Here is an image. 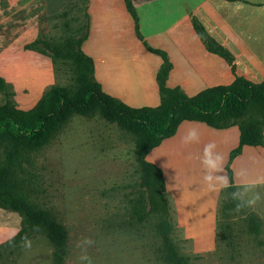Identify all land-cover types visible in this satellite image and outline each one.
<instances>
[{
  "label": "rangeland",
  "instance_id": "1",
  "mask_svg": "<svg viewBox=\"0 0 264 264\" xmlns=\"http://www.w3.org/2000/svg\"><path fill=\"white\" fill-rule=\"evenodd\" d=\"M32 4L21 19L12 17V38L0 37V44L11 40L15 47L19 40L16 28L23 30L28 26L29 35L22 39L24 42H46L47 48L41 43L37 47L49 57L52 52L61 53L50 58L53 85L74 90V68L63 59L62 53L67 42L80 39L85 33L89 37L88 0H78L53 15L42 12L40 0ZM97 24L101 25L96 21V27ZM102 43H105L102 32L95 28L84 46L86 52L95 56L98 75L103 59ZM13 55L18 58L17 52ZM114 56L112 60L117 59ZM144 61L147 67L151 65L149 60ZM12 72V79L17 81L29 69L16 64ZM104 86L115 93L122 87L115 81H108ZM124 88L125 85L121 92L123 98L132 97L137 101L142 96ZM24 91L27 92L26 88ZM5 101L16 108L21 104L12 86L6 96L0 92V105ZM183 152L178 147L174 163L169 159V169L175 179L173 185L192 193L195 202L207 185L202 176L181 177L179 155L184 156ZM136 157L134 135L98 115L71 116L54 138L32 155L31 165L25 170L24 177L29 183L24 191L29 192L39 209L48 212L66 229L63 264H166L158 230L164 219L163 207L154 204L153 191ZM260 190L264 191V186ZM225 196L219 195L210 235L199 232L187 235L185 228L179 226L177 207L168 195L169 221L173 226L171 239L179 254L186 258V264H264V203L239 213L234 207L224 212L221 198ZM191 209V217L201 218L200 205L195 203L188 207V211ZM251 217L260 223L257 231L253 227L255 222L249 221ZM85 238L92 241L91 245L78 246ZM20 248L28 262L49 257L53 261V247L39 230L30 231ZM84 256L86 260L82 259Z\"/></svg>",
  "mask_w": 264,
  "mask_h": 264
},
{
  "label": "crops",
  "instance_id": "2",
  "mask_svg": "<svg viewBox=\"0 0 264 264\" xmlns=\"http://www.w3.org/2000/svg\"><path fill=\"white\" fill-rule=\"evenodd\" d=\"M34 1L0 0V37L12 38V17L18 16L21 19L20 16L27 14ZM76 1L78 0H40V8L43 13L53 15ZM130 2L135 19L128 12L125 0H88L90 31L81 49L93 59L95 79L105 93L131 107L157 106L160 95L156 76L163 59L153 50L163 52L170 64L165 79L166 87H178L187 96H193L206 88L230 85L236 77L254 84L264 81V0ZM193 19L215 43L231 55L232 65L206 49L193 27ZM96 21L101 25L97 24L96 27ZM95 28H99L105 39L100 50L103 58L100 61V75L95 56L84 50ZM20 29L16 28L19 31L16 38L19 40L15 47H12L11 40L0 44V77L17 92L21 100L17 108L26 111L38 102L48 86L53 85L54 76L50 58L25 48L28 42L22 39L29 35L28 26ZM18 45L20 46L17 47ZM13 52L18 53V58ZM113 54V58L117 59L112 60ZM144 60H149L151 65L147 67ZM16 64L27 66L29 72L25 73L24 78L14 81L12 69ZM108 81H115L117 86L125 85L124 89L130 92L140 93L141 100L123 98L122 87L120 92H111L104 86ZM193 127L199 132V142L184 144L183 136ZM209 142H214L216 150L223 154L224 174L227 175L225 166L229 161V154L239 143L237 126L217 130L203 123L183 121L173 136L164 139L146 156L148 162L161 169L166 192L177 207L179 226L185 228L187 235L197 232L210 235L222 190L212 192L208 187H203L200 198L193 202L192 193L180 191L177 185H173L169 159L174 163L173 158L179 147L184 151V156L179 155L181 177H203L204 169L200 161L204 145ZM229 168L234 186L242 182V178L237 175L241 170L246 172L248 181L264 177V146H244L241 153L230 162ZM195 203L200 205L199 219L191 217L192 209L188 211V207ZM20 229L19 214L0 208V244L15 236ZM23 252L21 248L11 250L6 256L0 257V264L53 263L50 257L28 262Z\"/></svg>",
  "mask_w": 264,
  "mask_h": 264
},
{
  "label": "trees",
  "instance_id": "3",
  "mask_svg": "<svg viewBox=\"0 0 264 264\" xmlns=\"http://www.w3.org/2000/svg\"><path fill=\"white\" fill-rule=\"evenodd\" d=\"M125 4L135 19L130 0H125ZM63 13L64 11L61 14ZM193 27L209 52L223 57L232 65L231 55L215 43L195 19ZM85 28L87 30L88 26ZM87 36L85 33L80 39L67 42L62 53L63 59L74 68V90L51 85L28 111L19 110L8 101L0 105V208L16 212L21 218L19 232L0 244V257L20 248L29 232L35 229L43 232L53 247V264H63L67 231L48 212L39 209L32 202L29 192L24 191L25 185L29 183L24 177L27 175L25 170L31 165L32 155L45 147L71 116L98 115L104 121L114 123L134 135L136 158L153 191L154 204L163 207L164 219L158 225L163 259L166 264H186V258L179 254L171 239L173 226L169 221L168 194L163 173L160 168L148 162L146 156L164 139L173 136L183 121L203 123L217 130L237 126L239 143L230 152L225 166L232 182L229 164L241 153L242 148L264 146V81L254 84L236 77L230 85L206 88L193 96H187L178 87H166L165 79L170 64L163 52L153 50L163 59L156 76L160 102L155 107H131L105 93L96 81L94 61L81 49ZM40 43L47 48V43L39 40L32 41L25 48L47 56L37 47ZM52 53L47 57L53 58L61 54ZM10 88L11 85L0 77V92L6 96ZM233 190L234 185L223 189L221 194L227 195ZM221 201V210L224 212L235 207V202L226 200L225 197ZM249 221L255 222L253 227L257 231L259 221L253 217Z\"/></svg>",
  "mask_w": 264,
  "mask_h": 264
},
{
  "label": "clouds",
  "instance_id": "4",
  "mask_svg": "<svg viewBox=\"0 0 264 264\" xmlns=\"http://www.w3.org/2000/svg\"><path fill=\"white\" fill-rule=\"evenodd\" d=\"M199 139V132L193 127L185 133L182 142L184 144L198 143ZM216 149L217 145L214 142L205 144L200 161L204 169L203 182L212 192L233 187L229 177L224 174V156ZM237 175L242 178L241 184L235 186V190L228 192L225 196L226 200L235 202L234 211L239 213L244 209L255 208L257 205L264 203V191L260 190L264 186V177L248 181L244 170L238 172ZM91 243L90 239L85 238L78 246L91 245ZM82 259L86 260L87 257L84 256Z\"/></svg>",
  "mask_w": 264,
  "mask_h": 264
}]
</instances>
